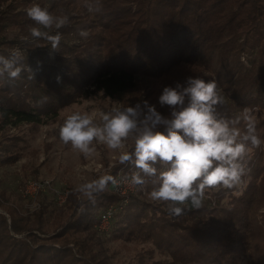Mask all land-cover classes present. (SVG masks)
Wrapping results in <instances>:
<instances>
[{"label": "trees", "instance_id": "trees-1", "mask_svg": "<svg viewBox=\"0 0 264 264\" xmlns=\"http://www.w3.org/2000/svg\"><path fill=\"white\" fill-rule=\"evenodd\" d=\"M33 1L49 3L69 22L58 30L56 50L43 39H1L0 45H18L23 59L19 78L0 77V131L51 123L61 105L98 94L119 98L142 75L160 76L185 62L216 81L225 98L223 115L264 111V0H100L98 13H89L85 0ZM21 15L4 17L15 22ZM80 29L90 32L87 40ZM6 46L0 56L7 58L12 50ZM18 136L1 138V164L15 160ZM262 147L247 156L238 185L208 189L202 208L184 207L179 214L142 199L143 191L124 196L111 184L94 200L69 191L59 207L42 202L22 213L4 206L0 264H108L94 225L110 204L118 205L110 236L150 244L137 264H264ZM118 171L128 175L133 169L118 163L105 175L117 177ZM123 196L130 198L124 205Z\"/></svg>", "mask_w": 264, "mask_h": 264}, {"label": "clouds", "instance_id": "clouds-1", "mask_svg": "<svg viewBox=\"0 0 264 264\" xmlns=\"http://www.w3.org/2000/svg\"><path fill=\"white\" fill-rule=\"evenodd\" d=\"M84 7L89 13L101 11L100 0H85ZM26 15L32 23L27 28L28 37L21 39H43L52 49H59L58 30L68 24L69 17L39 3L26 8ZM54 29L56 34H52ZM78 34L85 40L90 36L86 29ZM22 59L18 48L7 58L0 56V77L6 74L11 80L19 78ZM157 103L159 108L167 109L166 114L144 99L126 107L113 105L98 120L81 111L64 118L59 137L65 144L85 157L93 155L95 146L102 144L118 153L120 164L133 169L120 179L101 175L81 183L74 188L75 193L94 200L109 184L113 188L130 184L139 191L150 189L147 194L152 201L167 203L179 214L184 207L202 208L206 190L232 188L241 182L247 156L264 145V139L247 111L232 118L221 113L225 98L215 80L188 76L165 85Z\"/></svg>", "mask_w": 264, "mask_h": 264}, {"label": "rangeland", "instance_id": "rangeland-1", "mask_svg": "<svg viewBox=\"0 0 264 264\" xmlns=\"http://www.w3.org/2000/svg\"><path fill=\"white\" fill-rule=\"evenodd\" d=\"M32 4H34L33 0H0V43L2 38L17 40L18 43L24 42L21 38L28 37L27 28L32 23L26 15V8ZM48 4L46 3V6ZM9 12L10 15L20 12L24 17L15 22L8 21V19L5 21L4 15ZM1 46H6V43H2ZM6 47L14 50L19 46ZM207 74L204 68L196 64L180 63L160 76L142 75L136 86L119 98L98 94L89 99L61 105L60 115L51 123L23 125L20 130L0 131V143L3 142L1 140L3 136L20 135L19 139H15V160L0 163V202L4 203L0 211L5 209L4 206L13 205V208L18 207L22 213L33 212L41 207L42 202L49 204L51 208L63 206L69 191H74V188L81 183L105 175L119 163L118 153L107 149L102 144H97L94 154L89 157L73 149L70 144H65L59 137V126L67 115L81 111L93 114L98 120L99 115L113 105L126 107L144 99L157 104L158 109L166 114L167 109L159 108L157 103L158 96L165 85L174 84L178 80L183 81L188 76H199L206 79L204 75L207 76ZM241 113L244 112L241 111ZM248 113L255 119L257 131L264 139V111L254 110ZM128 144L130 148L131 141ZM118 174L130 175L123 174L122 171H118ZM262 179L263 188L261 190H264V177ZM110 188L113 186L111 185ZM136 191L134 188L133 193ZM147 192L148 190L143 191L142 199L146 198L157 205H169L152 201ZM61 196H63L62 199ZM124 196L119 202L123 205L130 199ZM5 214L7 215V212ZM94 228L98 232L97 235L101 237L105 252L104 258L108 264H137L138 259L143 261V248H149L148 242L140 238L111 237V227L107 231L99 229L98 225H94Z\"/></svg>", "mask_w": 264, "mask_h": 264}, {"label": "built area", "instance_id": "built-area-1", "mask_svg": "<svg viewBox=\"0 0 264 264\" xmlns=\"http://www.w3.org/2000/svg\"><path fill=\"white\" fill-rule=\"evenodd\" d=\"M122 177H125L122 174H119L116 178L120 179ZM134 186H131L130 184H122L120 187L115 188L119 193L128 195V193L134 191ZM63 196H61V199ZM64 200V199H63ZM118 209V205L110 204L101 214L100 221L98 222V227L101 230L107 231L110 228V219L113 215V213Z\"/></svg>", "mask_w": 264, "mask_h": 264}]
</instances>
